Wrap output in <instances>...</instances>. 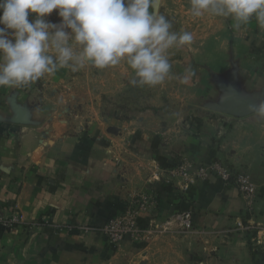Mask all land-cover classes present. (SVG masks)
Here are the masks:
<instances>
[{
    "label": "crops",
    "instance_id": "1",
    "mask_svg": "<svg viewBox=\"0 0 264 264\" xmlns=\"http://www.w3.org/2000/svg\"><path fill=\"white\" fill-rule=\"evenodd\" d=\"M190 7L158 0L172 30L194 37L168 50L161 85H132L122 60L0 87V217L24 220L0 228V264H264L251 241L264 224V116L250 108L264 101V28ZM47 19L59 22L57 10ZM182 161L189 172L214 161L244 170L252 206L215 176L183 188L169 175ZM135 195L150 200L145 231L112 245L100 228Z\"/></svg>",
    "mask_w": 264,
    "mask_h": 264
},
{
    "label": "clouds",
    "instance_id": "2",
    "mask_svg": "<svg viewBox=\"0 0 264 264\" xmlns=\"http://www.w3.org/2000/svg\"><path fill=\"white\" fill-rule=\"evenodd\" d=\"M190 5L195 17L204 12L230 17L237 30L255 18L264 28V0H190ZM53 10L59 22L47 19ZM193 40L191 32L173 31L153 0H0V87L26 85L61 68L103 69L122 60L134 73L132 85L154 87L170 74L168 50ZM193 74L189 66L178 79L187 83ZM250 108L264 116V101Z\"/></svg>",
    "mask_w": 264,
    "mask_h": 264
},
{
    "label": "built area",
    "instance_id": "3",
    "mask_svg": "<svg viewBox=\"0 0 264 264\" xmlns=\"http://www.w3.org/2000/svg\"><path fill=\"white\" fill-rule=\"evenodd\" d=\"M169 175L178 178L182 182L183 188H186L188 183H193L195 179L215 176L223 184L236 187L248 208L252 206L255 199L256 185L248 173L244 170L235 169L224 162L214 161L210 164H201L189 172L188 163L182 161L169 170ZM149 206L150 200L146 196H131L127 207L113 216L100 230L112 245L119 244L126 237L138 239L145 231L139 224V215L148 210ZM22 223H24L22 216L16 213L0 217V228L5 230ZM182 224L185 227L190 226L188 214L184 215ZM245 229L250 230L252 228L246 226ZM255 231L256 236L251 239L252 243L254 246H264V224L258 225Z\"/></svg>",
    "mask_w": 264,
    "mask_h": 264
},
{
    "label": "water",
    "instance_id": "4",
    "mask_svg": "<svg viewBox=\"0 0 264 264\" xmlns=\"http://www.w3.org/2000/svg\"><path fill=\"white\" fill-rule=\"evenodd\" d=\"M157 4H158V0H153V5H154L155 8L157 7ZM15 110H16V113H17L16 122L17 123H23L25 121V113L18 106H15ZM108 131L111 132V133H115L116 129L114 127H110Z\"/></svg>",
    "mask_w": 264,
    "mask_h": 264
},
{
    "label": "rangeland",
    "instance_id": "5",
    "mask_svg": "<svg viewBox=\"0 0 264 264\" xmlns=\"http://www.w3.org/2000/svg\"><path fill=\"white\" fill-rule=\"evenodd\" d=\"M224 18V21H225V25H227V26H230V19H228V18H225V17H223ZM159 227V226H158ZM157 227V228H158Z\"/></svg>",
    "mask_w": 264,
    "mask_h": 264
}]
</instances>
